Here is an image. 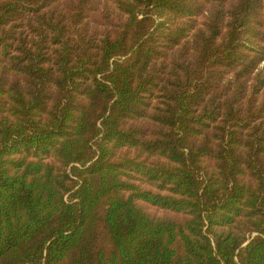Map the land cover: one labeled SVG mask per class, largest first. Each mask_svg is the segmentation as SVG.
<instances>
[{
  "label": "trees",
  "instance_id": "obj_1",
  "mask_svg": "<svg viewBox=\"0 0 264 264\" xmlns=\"http://www.w3.org/2000/svg\"><path fill=\"white\" fill-rule=\"evenodd\" d=\"M264 0H0V264H264Z\"/></svg>",
  "mask_w": 264,
  "mask_h": 264
},
{
  "label": "rangeland",
  "instance_id": "obj_2",
  "mask_svg": "<svg viewBox=\"0 0 264 264\" xmlns=\"http://www.w3.org/2000/svg\"><path fill=\"white\" fill-rule=\"evenodd\" d=\"M263 66H264V62H263V64H262Z\"/></svg>",
  "mask_w": 264,
  "mask_h": 264
}]
</instances>
